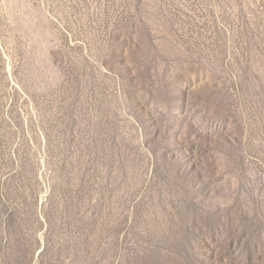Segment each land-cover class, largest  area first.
I'll return each instance as SVG.
<instances>
[{"label": "rangeland", "instance_id": "374dc122", "mask_svg": "<svg viewBox=\"0 0 264 264\" xmlns=\"http://www.w3.org/2000/svg\"><path fill=\"white\" fill-rule=\"evenodd\" d=\"M0 264H264V0H0Z\"/></svg>", "mask_w": 264, "mask_h": 264}]
</instances>
